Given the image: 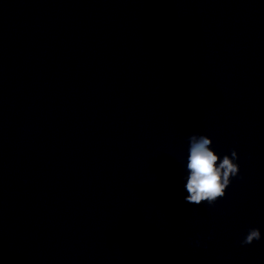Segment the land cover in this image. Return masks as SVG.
I'll return each mask as SVG.
<instances>
[{
    "label": "clouds",
    "instance_id": "obj_1",
    "mask_svg": "<svg viewBox=\"0 0 264 264\" xmlns=\"http://www.w3.org/2000/svg\"><path fill=\"white\" fill-rule=\"evenodd\" d=\"M188 141L185 202L193 205H214L225 197L232 178L239 176L240 167L235 162L239 159L238 153L232 149L231 155L225 154L221 159L211 147L212 139L206 135L192 134ZM260 239V229L249 228L240 243L242 246L251 245ZM193 243L196 247L201 246L199 239Z\"/></svg>",
    "mask_w": 264,
    "mask_h": 264
}]
</instances>
